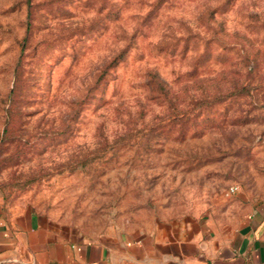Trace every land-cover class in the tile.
I'll return each instance as SVG.
<instances>
[{"label":"rangeland","instance_id":"rangeland-1","mask_svg":"<svg viewBox=\"0 0 264 264\" xmlns=\"http://www.w3.org/2000/svg\"><path fill=\"white\" fill-rule=\"evenodd\" d=\"M0 193L87 235L264 207V0H0Z\"/></svg>","mask_w":264,"mask_h":264},{"label":"crops","instance_id":"crops-1","mask_svg":"<svg viewBox=\"0 0 264 264\" xmlns=\"http://www.w3.org/2000/svg\"><path fill=\"white\" fill-rule=\"evenodd\" d=\"M0 264H264V207L231 224L198 220L87 235L6 207L0 193Z\"/></svg>","mask_w":264,"mask_h":264},{"label":"built area","instance_id":"built-area-1","mask_svg":"<svg viewBox=\"0 0 264 264\" xmlns=\"http://www.w3.org/2000/svg\"><path fill=\"white\" fill-rule=\"evenodd\" d=\"M232 190H235V188L233 187Z\"/></svg>","mask_w":264,"mask_h":264}]
</instances>
